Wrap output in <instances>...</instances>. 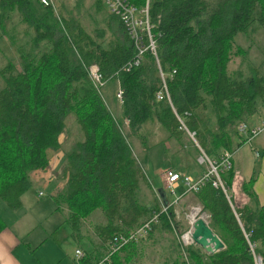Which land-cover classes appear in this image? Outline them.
<instances>
[{
  "label": "trees",
  "instance_id": "1",
  "mask_svg": "<svg viewBox=\"0 0 264 264\" xmlns=\"http://www.w3.org/2000/svg\"><path fill=\"white\" fill-rule=\"evenodd\" d=\"M143 1L133 3L143 5ZM92 4L94 15L102 11L101 0ZM206 8L201 0H149L159 67L171 77L166 79L169 105L154 100L159 80L152 57L146 54L137 67L123 71L134 50L116 17L104 12L103 28L90 34L77 17L54 13L37 0H0V38L17 57L15 63L6 58L0 68V202L4 207L9 211L21 207L20 198L31 186L29 174L47 168L48 154L59 148L68 117L78 126L80 139L65 155L64 185L51 197L55 211L66 214L56 230L63 223L74 229L98 210L104 222L94 225L93 233L104 249L113 236L127 234L159 211L158 195L151 205L138 199L140 185H149L122 133L125 128L137 137L142 125L155 121L168 138L179 142L185 132L176 115L193 133L198 148L213 160L221 151L231 152L244 143L235 129L264 108V71L248 67V76L232 77L226 65L238 35L255 28L264 31V0H227L209 13ZM13 14L20 18L21 30L16 25L7 28ZM92 65L104 83L114 82L122 91L117 118L88 77ZM220 178L228 190L232 168ZM254 180L251 177L240 186L253 208H232L209 182L193 193L224 248L206 256L196 246L181 250L173 242L163 264H252L239 224L257 245L264 264V204L255 203ZM160 221L161 229L174 232L171 208ZM3 227L0 219V231ZM154 228L145 240L152 238ZM141 241L123 246L110 256V264H133ZM85 254L80 264H92L95 259Z\"/></svg>",
  "mask_w": 264,
  "mask_h": 264
},
{
  "label": "rangeland",
  "instance_id": "2",
  "mask_svg": "<svg viewBox=\"0 0 264 264\" xmlns=\"http://www.w3.org/2000/svg\"><path fill=\"white\" fill-rule=\"evenodd\" d=\"M37 1L39 2V0ZM201 1L207 6L204 12L209 13L211 10L216 9L218 5L223 4L227 0ZM92 3L93 0H49L48 6L54 11V13L58 14V12H60L64 17H67L70 14L77 17V20L81 24L83 30L93 34L95 29H99L100 27L103 28V24H101L100 21L102 17L106 15L104 12L107 11L104 7H102V11L94 15ZM13 15V21L10 20L7 24V28H10L12 25H16L17 28L21 30L23 26L18 22L20 18L15 14ZM104 39L108 40L109 34H105ZM236 48H240L243 54H236ZM6 58L13 61V63L17 61L15 52L9 43L0 38V68L4 65ZM248 67H258L261 72L264 71L263 30L256 28L254 31L248 30L247 34L238 35L237 38H235V43L231 46V55L229 62L226 65L228 75L235 77L237 73H240L243 77L248 76ZM104 84L105 86L103 85V89H100V95L103 97L107 94L108 97L106 104L109 106L111 111H115L113 108L117 107V109H119V105L121 104H119L115 97L116 93L120 90L114 82H107ZM110 102H112L111 106ZM258 112L263 113L264 108H259ZM115 117L117 118L118 115H115ZM261 117L264 118L263 115H261ZM262 122L264 121H261L258 125L261 126ZM126 124L127 123L123 121L124 127H127ZM127 131L128 130L125 128V131H122V133L127 137V141L132 147V153L141 169V172L144 173L148 182H150L154 188H157L160 185V187H163L165 184L163 174L169 169L173 170L175 173H190L195 169L197 170V173H200V175L204 172V167L198 165L195 166V163L187 157L186 153H191V147H193V144L192 140L189 139L186 134H184L183 140L179 142L175 139H168L166 131L155 121L142 125L137 134L138 138L128 135ZM79 133L80 131L74 122V119L72 117H68L65 120L64 131L59 136V148L56 151L49 152L51 153L49 158L54 155L58 158L62 155V159L64 160L65 155L70 151V147H72V143L80 139ZM171 142H173V144H171ZM253 146H256L257 150H259V158L255 161L260 162L262 151L264 150V133L259 136L257 142L255 141V143H253ZM234 154L233 156H235V161L238 167L244 166V159L246 160V168L249 167V157H252L251 151L248 150L247 152H244L243 150H240L236 155ZM196 156L197 152L194 151L193 158L195 160ZM60 168V166H55L54 168L53 166H50V168H47V170L43 173L44 176H46V179L42 178L41 181L44 180L50 183L53 180L49 186L43 187L40 182L31 180V186L29 190L25 192L23 197V217H26L25 223H29L28 232L32 235H39L38 233L42 231L47 237V243H50V245H52L54 249L59 251L63 256H67V258L69 257L72 259L74 249H85L87 248V242L90 241V238L94 239L93 237H90L93 233V226L100 223V219L102 220V218L100 212L95 210L83 222H79L74 229L70 224L63 223L59 230H56V227H58V225L66 219V214L64 216L63 213L54 211L55 204L51 199V196L53 195V187L57 185V183L54 182V178L57 171L60 170L61 172ZM159 173H161L160 177ZM198 176L196 178H198ZM58 178L60 179V176ZM159 180H161V182H159ZM38 192H41V197L38 196ZM180 192L182 191L177 189L174 192V196L177 197ZM153 193L154 192L151 189L149 190L147 186L141 184L138 190V199L144 205H151L154 200L153 197L155 196ZM228 193L230 195V190ZM36 194L38 197H36ZM168 199L171 200L173 198H170L169 196ZM0 205L3 204L0 202ZM192 206H199L192 194L185 195L180 200L173 203L171 209L175 221L174 232L161 229L162 226L159 217V223L151 227V229L155 227V230L152 232V238L150 240L142 239V247L138 251V256L134 260L133 264H162L167 260V253L169 255V251L167 252V250L169 249L170 244L173 246V241L182 250L184 247L181 243H179V237L184 235L187 230L186 213L188 208ZM159 209H161L160 204ZM34 228H37L38 232H34ZM51 233L52 235L49 236ZM189 246L198 247L194 244ZM214 253L215 252H212L211 254ZM256 253H258L257 250ZM202 254L208 256L204 251ZM250 259L253 264L251 256Z\"/></svg>",
  "mask_w": 264,
  "mask_h": 264
},
{
  "label": "built area",
  "instance_id": "3",
  "mask_svg": "<svg viewBox=\"0 0 264 264\" xmlns=\"http://www.w3.org/2000/svg\"><path fill=\"white\" fill-rule=\"evenodd\" d=\"M101 2L107 13L116 17L122 23L125 29V34L134 50V57L124 66L123 71L127 72L130 69L137 67L143 61L146 54L152 57L156 65L157 77L159 80L158 89L154 94V100L166 101L170 105L166 79L167 77H171L165 75L159 67L156 54V35L152 33L153 25L150 22L149 17V0H144L143 5H135L133 3L134 0H101ZM39 3L42 6H48L49 0H39ZM173 74L174 71L172 70L170 75L172 76ZM88 77L97 90L103 87L104 81H102L101 75L98 73L96 66L92 65L88 68ZM115 97L120 104L122 101V91H118ZM175 118L179 123L180 130L185 132L197 149V165L204 167L205 170L197 179L172 171H165L163 174L165 180L163 188L167 194L173 197L171 205L169 206H172L173 203L177 202L185 195L196 193L205 182H209L214 189H220L229 203L230 197L220 175L231 169V154L228 151H221L215 160L210 159L200 148H198L194 141L193 133H189L185 130L184 125L178 116L175 115ZM235 130L236 133L244 139V143L247 144L252 139L264 133V122H262L261 126H253L241 122L236 126ZM179 184H181L182 192L176 197L174 196V192ZM38 196H41V194L38 193ZM169 206H161V209H159L158 212L152 213L149 218L144 220L137 228L127 234L113 236L107 243L103 256L92 264H110V256L118 252L123 246L144 239L150 232L151 227L159 223V217L166 213L167 209L170 208ZM234 216L237 220L238 217L235 213ZM186 218L187 230L184 235L179 237V243H181L183 247L194 244L191 235L193 232L192 226L195 221L201 220L208 226V216L199 206L189 207L186 213ZM239 228L246 245L247 253L252 257L253 264H262L260 256L256 253L257 245L249 241V234L245 232L240 224ZM73 257L75 263L80 264V261L83 260L86 255L84 252L77 249L74 251Z\"/></svg>",
  "mask_w": 264,
  "mask_h": 264
},
{
  "label": "crops",
  "instance_id": "4",
  "mask_svg": "<svg viewBox=\"0 0 264 264\" xmlns=\"http://www.w3.org/2000/svg\"><path fill=\"white\" fill-rule=\"evenodd\" d=\"M104 86H105V84H104ZM107 97H108L107 94H105L102 97V99H103V102H104L105 106L107 107V109H109V106H107V104H106L107 103ZM111 103L112 102H110V106H111ZM113 109H115V111H111L109 109L111 111V113L114 116L119 115V109H117V107H114ZM261 115L264 116V112L263 113L262 112H256L255 114H253L252 116H250L248 118L247 124L248 125L250 124L253 126L258 125V123H260L261 121H264V118H262ZM259 136L252 139L247 144L242 143L240 146L233 149V151H231V152L228 151L231 154V168L233 170V178H232V182H231V184L227 190V193L230 190V195H229V193H228V195L230 197V202H231L230 204H231L232 208L233 207L234 208H241L242 206H245V205L250 207V208H253L254 203L251 202V200H249L240 191L241 184L247 182L251 177H254V179H255L254 183L251 186V191L255 195V203H257V205H259V206L264 204V150L262 151L260 162H257L255 160H257L259 158V150H257L256 146H253V143H255V141L257 142V139L259 138ZM183 137L184 136H182L181 140H183ZM167 138H168V136H167ZM168 139H172V138H168ZM259 142H261V141H259ZM171 144H173V142H171ZM240 150H243L244 152H247L249 150L252 152V157H249L250 164H249L248 168H246L247 166H245L246 165L245 159H244V166L243 167L237 166V163L235 161V156H233V154L235 152L234 155H236L237 152H239ZM186 154H187V157L189 159H191L193 161V163H195V166H197L196 160L193 158L194 148L191 147V153H186ZM50 155H51V153H49L48 157H50ZM233 157H234V163H233ZM62 158H63L62 155L59 156L58 158L56 157V155L52 156L51 158L48 159L47 168L49 169L50 166H53V168L55 166H58V167L60 166L61 167L60 169H62L63 163H64V160ZM51 159H53V160H51ZM237 162H238V160H237ZM254 162H255V164H254ZM253 164H254V166H253ZM252 166H253V168H252ZM47 168L44 169L43 171L31 172L29 174L30 183H31V180H33L35 182H40L43 185V187L49 186L53 182V180L50 183H48L47 181H44V180H43L44 182L41 181L42 178L46 179V176H44L43 173L47 170ZM168 171L174 172L173 170H170V169ZM160 174L161 173H159V177H160ZM178 174L187 175L193 179H197L196 177L198 175L200 176V173H197L196 169L194 171H191L190 173H180L179 172ZM38 176H40V177H38ZM56 176H57V178H56ZM56 176L54 178V182L57 183V185L55 187H53V195L52 196H54L55 193H57L58 191H60L62 189L64 182H65L62 179L60 170L57 171ZM59 176H60V179L58 178ZM199 176H198V178H199ZM146 180H147V184L149 185L148 189L150 190V188H151V190L154 192L153 194L155 196L156 195L159 196V199H157L155 196L153 197V199L154 198L157 199L160 206L171 205V201L173 199H171V200L168 199L170 195L167 194L166 191H164V188L160 187L161 185L157 188H154L153 185H151V183L148 182L147 178H146ZM159 182H161V180H159ZM177 189L178 190L180 189V191H182L181 190V184H179ZM38 193H41V192H38ZM24 194L20 198L21 207L17 211H9L4 207V205H0V219L2 220L3 225H4L3 229L0 231V264H76L74 261V257H72V259H70L69 257L67 258V256H63L59 251L54 249V247L52 245H50V243H47V237L45 236V234L42 231H40V233H38L39 235H32L30 232H28L29 223H25L26 217H23V212H24L23 211V208H24L23 197H24ZM37 194H36V197H38ZM41 196H42V194H41ZM167 196H168V198H167ZM171 197L172 196H170V198ZM169 207L171 208V206H169ZM54 211H55V208H54ZM57 212H60V211H57ZM83 221H81V222H83ZM103 222H104L103 219L102 220L100 219V223H98V224H102ZM34 232H38L37 228H34ZM51 235H52V233L49 236H51ZM176 236H175V238H176ZM90 237H93L94 239L90 238V241L87 242V248H85V249L76 248V249H74V251L78 249L84 253L89 252L90 256H92L94 259L97 257L96 259L98 260V258H100L103 255L104 244L101 243L99 238L94 233H92ZM169 246L171 247V245H169ZM199 249H201V248L199 247ZM168 250H167V252H168ZM201 250H202V252L204 251L203 249H201ZM74 251H73V253H74ZM206 254L210 255L208 253H206ZM96 259H95V261H97Z\"/></svg>",
  "mask_w": 264,
  "mask_h": 264
},
{
  "label": "water",
  "instance_id": "5",
  "mask_svg": "<svg viewBox=\"0 0 264 264\" xmlns=\"http://www.w3.org/2000/svg\"><path fill=\"white\" fill-rule=\"evenodd\" d=\"M192 228L193 232L191 238L194 244L205 252L212 253L223 248L220 240L212 233L210 228L203 223V221H195Z\"/></svg>",
  "mask_w": 264,
  "mask_h": 264
}]
</instances>
